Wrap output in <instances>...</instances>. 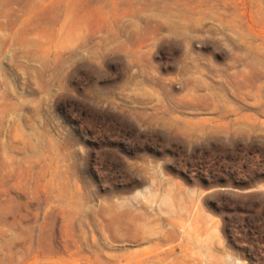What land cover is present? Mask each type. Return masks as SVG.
I'll return each instance as SVG.
<instances>
[{
    "label": "rangeland",
    "instance_id": "obj_1",
    "mask_svg": "<svg viewBox=\"0 0 264 264\" xmlns=\"http://www.w3.org/2000/svg\"><path fill=\"white\" fill-rule=\"evenodd\" d=\"M264 264V0H0V264Z\"/></svg>",
    "mask_w": 264,
    "mask_h": 264
},
{
    "label": "trees",
    "instance_id": "obj_2",
    "mask_svg": "<svg viewBox=\"0 0 264 264\" xmlns=\"http://www.w3.org/2000/svg\"><path fill=\"white\" fill-rule=\"evenodd\" d=\"M248 260H249V264H253V261H252L251 257H248Z\"/></svg>",
    "mask_w": 264,
    "mask_h": 264
}]
</instances>
